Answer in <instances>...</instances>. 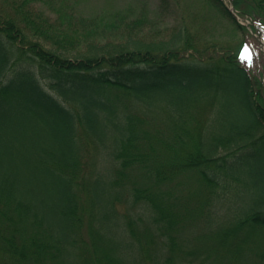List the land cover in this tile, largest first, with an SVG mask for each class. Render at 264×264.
Listing matches in <instances>:
<instances>
[{
  "label": "trees",
  "instance_id": "obj_1",
  "mask_svg": "<svg viewBox=\"0 0 264 264\" xmlns=\"http://www.w3.org/2000/svg\"><path fill=\"white\" fill-rule=\"evenodd\" d=\"M201 1L231 39L206 19L165 26L145 1L0 0V264H264V87L247 28ZM189 178L237 180L234 211L186 210Z\"/></svg>",
  "mask_w": 264,
  "mask_h": 264
},
{
  "label": "rangeland",
  "instance_id": "obj_2",
  "mask_svg": "<svg viewBox=\"0 0 264 264\" xmlns=\"http://www.w3.org/2000/svg\"><path fill=\"white\" fill-rule=\"evenodd\" d=\"M75 1H77V7L85 14H92L98 10H104L105 12L110 11L113 8H124L126 6H130L132 8V11L135 13L139 11L142 1H145L153 10V12L151 13L152 18L163 20L165 26H167L169 22L174 23L177 22V20H181L182 25L190 27L196 21H204V19H206L205 21H207L208 23H212L214 27H216L215 23L219 22L217 23L218 30L216 28V31L214 32V34H212V36H215L216 39L221 41L223 40L222 38L231 39L229 35H226L227 33H225L226 30L228 31V23L225 20L226 17H224L223 19L221 17L218 18L217 16L212 14H207L208 9L207 7H205V3L201 0H178L177 5H173L170 9L164 10L156 7L158 0ZM224 2L227 4L225 0ZM235 12L237 13V11ZM257 12L258 13L251 14L246 12L242 15H238L237 13V17L235 18L247 28V33L243 32L242 35V37L247 39L248 41L247 48L245 47L243 61L252 73H254L257 77L259 76L264 87V8L262 10H258ZM213 20H215V22ZM232 39H237V37H232ZM115 164L116 163L114 162L112 157L108 154L107 149L103 150L101 160L97 164L98 171L101 173V175L107 178L110 170L116 166ZM191 174H194V172L191 171L189 175ZM188 182L189 190L192 191L191 194L193 192L195 194L190 198L191 202L190 204H187L186 210H190L194 205L197 204L198 201H204L203 205L207 206V209L210 211H217L218 213H223V211H234L233 209L228 208V205H232L231 202H233L234 199L232 192L237 187V180H230L228 182V186L223 183L212 188L207 187V189L202 187L196 179L189 178ZM186 191L187 189L184 192ZM243 196L247 197V195ZM237 199V201H241V199ZM117 207L119 211L124 214L135 215L137 211V208L129 210L125 206V204H118Z\"/></svg>",
  "mask_w": 264,
  "mask_h": 264
},
{
  "label": "bare ground",
  "instance_id": "obj_3",
  "mask_svg": "<svg viewBox=\"0 0 264 264\" xmlns=\"http://www.w3.org/2000/svg\"><path fill=\"white\" fill-rule=\"evenodd\" d=\"M226 2H227V1H226ZM227 4H228V8H230V11L234 12V13H235V17H237V13L233 10V5H232V3L229 1V2H227Z\"/></svg>",
  "mask_w": 264,
  "mask_h": 264
},
{
  "label": "water",
  "instance_id": "obj_4",
  "mask_svg": "<svg viewBox=\"0 0 264 264\" xmlns=\"http://www.w3.org/2000/svg\"><path fill=\"white\" fill-rule=\"evenodd\" d=\"M230 9V8H229ZM232 12V11H231ZM232 15L235 17V13L234 12H232Z\"/></svg>",
  "mask_w": 264,
  "mask_h": 264
}]
</instances>
